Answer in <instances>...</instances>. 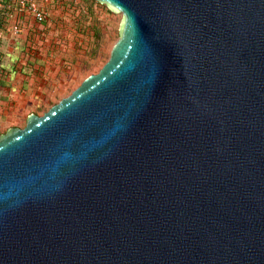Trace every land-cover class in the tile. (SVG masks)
Here are the masks:
<instances>
[{
	"label": "water",
	"instance_id": "1",
	"mask_svg": "<svg viewBox=\"0 0 264 264\" xmlns=\"http://www.w3.org/2000/svg\"><path fill=\"white\" fill-rule=\"evenodd\" d=\"M108 60L0 134V264H264V0H96Z\"/></svg>",
	"mask_w": 264,
	"mask_h": 264
},
{
	"label": "rangeland",
	"instance_id": "2",
	"mask_svg": "<svg viewBox=\"0 0 264 264\" xmlns=\"http://www.w3.org/2000/svg\"><path fill=\"white\" fill-rule=\"evenodd\" d=\"M120 18L96 0H65L45 31L11 39L18 44L14 47L2 42L0 134L10 126L23 127L28 113L43 114L98 72L118 39Z\"/></svg>",
	"mask_w": 264,
	"mask_h": 264
},
{
	"label": "built area",
	"instance_id": "3",
	"mask_svg": "<svg viewBox=\"0 0 264 264\" xmlns=\"http://www.w3.org/2000/svg\"><path fill=\"white\" fill-rule=\"evenodd\" d=\"M62 1L0 0V46L7 39L40 32L52 17L50 9L58 8Z\"/></svg>",
	"mask_w": 264,
	"mask_h": 264
},
{
	"label": "crops",
	"instance_id": "4",
	"mask_svg": "<svg viewBox=\"0 0 264 264\" xmlns=\"http://www.w3.org/2000/svg\"><path fill=\"white\" fill-rule=\"evenodd\" d=\"M55 8L56 7H54L53 8V11L55 10ZM62 9H60V7L58 6V9L57 10H55L54 12H59V11H61ZM54 12L52 13V14H54ZM64 15V14H63ZM48 23H46V25L44 26V29H47V27H48ZM4 43H6V45L7 44H9L10 45V47H14V46H17L18 44H16V42H13V41H11V40H9V41H5ZM28 44V43H27ZM25 45V46H29V45ZM23 45V44H22ZM15 65V63H13V66ZM24 102V101H23ZM23 103H21V101L19 102V101H17V105H22Z\"/></svg>",
	"mask_w": 264,
	"mask_h": 264
},
{
	"label": "trees",
	"instance_id": "5",
	"mask_svg": "<svg viewBox=\"0 0 264 264\" xmlns=\"http://www.w3.org/2000/svg\"><path fill=\"white\" fill-rule=\"evenodd\" d=\"M64 6H65V0H63L61 3H59V7H60V9H63ZM53 12H54V11H53V9H52V13H53ZM47 23H49V22H47ZM41 31H45L44 27L41 29Z\"/></svg>",
	"mask_w": 264,
	"mask_h": 264
},
{
	"label": "flooded vegetation",
	"instance_id": "6",
	"mask_svg": "<svg viewBox=\"0 0 264 264\" xmlns=\"http://www.w3.org/2000/svg\"><path fill=\"white\" fill-rule=\"evenodd\" d=\"M40 32H41V31H40ZM40 32H36V33L38 34V33H40ZM34 34H35V33H34ZM25 43H26V42H23L24 45H25ZM26 44H27V43H26ZM41 60L44 61V58H41ZM43 65H44V64H43ZM31 77H33V79H34V76H29L27 79H30ZM34 113H35V112H34Z\"/></svg>",
	"mask_w": 264,
	"mask_h": 264
}]
</instances>
